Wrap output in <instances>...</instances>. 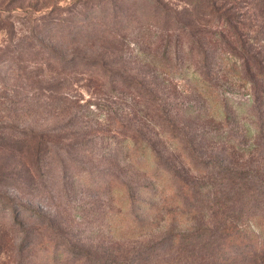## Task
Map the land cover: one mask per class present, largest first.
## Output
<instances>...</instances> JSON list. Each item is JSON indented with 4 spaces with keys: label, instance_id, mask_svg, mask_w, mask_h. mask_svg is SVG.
<instances>
[{
    "label": "rangeland",
    "instance_id": "obj_1",
    "mask_svg": "<svg viewBox=\"0 0 264 264\" xmlns=\"http://www.w3.org/2000/svg\"><path fill=\"white\" fill-rule=\"evenodd\" d=\"M159 1L167 5L168 20L173 21L168 32L158 29L153 17L156 0H0V235L5 237L0 264H48L46 254L56 245L68 254L69 264H172L169 242L161 244L164 251L151 252L157 237H164L161 231L139 242L113 239L107 190L112 174L132 185L146 180L126 164L118 171L106 164L104 151L113 136L109 117L129 114V119H140L144 133L158 134L163 161L172 150L162 142L164 131L174 127L178 142L192 140V154L208 173L227 168L248 177L252 188L264 190V135L259 133L264 129V102L254 109L257 90L233 79L239 63L222 55L216 34L220 28L206 18L194 24L188 5L195 0ZM246 1L235 0L236 10L243 13L252 6ZM178 19L196 27L195 37L189 26L175 30ZM85 20L90 22L78 41L64 39L63 33ZM194 40L193 52H188ZM197 43L221 63L210 83L205 84L197 70L202 59ZM69 59L77 66L60 76L61 63ZM154 59L162 65H153ZM117 75L143 86L120 80L118 85L126 87L116 91L96 80L107 76L108 82ZM205 85L212 98L227 100L234 122L208 118L211 105L202 96ZM153 104L160 105L158 111L152 110ZM137 123L132 127H140ZM201 134L202 139L193 142ZM216 135L222 139L217 143ZM184 147L189 151L188 144ZM38 155L43 157L39 168ZM260 199L251 198L253 210L263 206ZM15 213L21 214L18 220ZM214 222L209 218L199 225L208 226L209 235L222 237ZM25 239H34V245ZM220 241L205 245L201 253L206 264L245 263L233 242L226 249L228 259L219 260L213 249Z\"/></svg>",
    "mask_w": 264,
    "mask_h": 264
},
{
    "label": "trees",
    "instance_id": "obj_2",
    "mask_svg": "<svg viewBox=\"0 0 264 264\" xmlns=\"http://www.w3.org/2000/svg\"><path fill=\"white\" fill-rule=\"evenodd\" d=\"M156 2L158 7L154 10L153 17L157 19L158 29L161 28L168 32V24L173 23V21L168 20L170 11L167 12L166 4L159 0H156ZM246 2H251L252 6L246 9L245 12L240 13L236 10L235 0H195V2L192 1L188 5V15L190 14L193 17L194 24H200L201 21L199 20L206 18V23L211 21L215 28H220L216 34L220 38L222 55L227 60L235 58V65L239 63L236 66L239 71H237V68L235 69L233 79L241 82L242 87L249 85L246 88L257 90V96L254 98V109H261V104L264 102V39L259 41V38L264 36V0H249ZM192 10L196 11L197 14H192ZM129 20H127V23ZM131 20L133 21V19ZM184 21L178 19L177 23L180 24V27L175 28V30L178 31L189 26L191 27L190 35L195 37L193 33L196 27L191 25V22L185 21L186 23H184ZM88 22L90 21L80 22L79 27L75 30L66 31L62 36L70 42L78 41L86 30L83 29L84 25ZM150 26L152 27V25ZM195 43L194 40L188 52H193ZM202 44H196L202 56L201 67H197V70L206 84V82H209L213 69L217 68L219 70L221 63L218 64L214 57H210L208 48L203 47ZM168 46V44L165 45L169 49ZM166 52L167 49H165V54ZM51 56H55V52ZM165 57L167 58L168 55H165ZM71 60H64L61 63L60 76H66L77 66ZM167 62H169L168 59ZM151 63L153 65L155 63L156 66L162 65L157 59L152 60ZM96 64L100 65L98 62ZM102 67H104L103 64ZM172 67L171 65L170 69ZM229 70L232 71L233 68ZM106 77L100 80L96 79L97 82L102 84V88L109 84L111 89L121 90L126 86L118 85L120 80L125 84H129V86L136 84L143 86L142 83L133 78L125 79L123 75L111 77L108 82H106ZM205 87L202 96L212 108L208 109V118L217 120L222 124H229L230 121L234 122L235 120L232 119L234 115L229 112L231 106L227 100L221 103L219 100L212 98L211 88L209 85H205ZM144 88L147 90L146 87ZM151 107L153 111H158L160 105L153 104ZM146 109L149 108L146 106ZM257 113L259 114V112ZM134 119L133 117L129 119V114L107 119L109 120L108 124H110L108 131L113 136L109 137L110 143H108L112 147L109 149L106 144L107 148L104 151L105 156L108 157L106 164L112 171L120 170L121 163L126 164V166L134 169L136 173L142 174L146 180L145 184L132 185L120 181L116 174H112L107 190L108 200L112 204L110 212L111 225L109 228L113 232V239L128 241L129 243L139 242L150 237L155 238L157 232L161 231L163 233L161 235H164V237H157L151 252L158 251V249L164 251L165 249L160 247L161 244L169 242V250L173 252L172 264H180L181 262H184V264H196V262L206 264L208 259L201 252L204 250L205 245L215 242L219 238L221 241L213 249L216 251L219 260L228 259L226 249L233 242L239 247L238 258L241 262H245L244 264H264V203L261 202L263 206H258L253 210V201L251 200V198L256 200L261 198L260 200L264 201V190L260 191L255 187L252 188L248 177L245 175L241 177L240 173L227 168L208 173L206 165L198 160L195 154H192V140L184 139L187 141L185 142L181 139L178 142L179 140L173 132L174 127L164 131L163 140L165 141L162 142L164 144L167 141L172 150L169 151L170 157H166V161H163L165 158L160 154L158 141L156 140L158 134L153 133L154 137L148 135L150 132L144 133L145 128L139 124L140 119ZM134 123H137L140 127H132L131 124ZM43 132L44 130L39 134L40 139H44ZM259 133L260 136L264 135V129L261 128ZM214 138L215 143L218 142L217 140H222L219 135ZM199 139H202V134L196 136L193 142L196 143ZM89 141L92 142L93 140L90 138ZM107 141L108 139L104 142ZM82 142L84 143V141ZM104 142L101 144L104 145ZM187 144L190 148L189 151L184 147ZM170 148L167 146V150ZM171 157H174V159ZM175 158H178V164ZM42 161L43 157L36 156L38 168L43 164ZM185 168L193 175L188 174V170H185ZM114 201H116V205L113 204ZM239 204L245 207H240L238 210L239 207L237 206ZM20 215V213H15L14 220H18ZM209 218L215 221L213 224L217 230L221 229L222 237L220 235H218L220 237L209 235L207 232L209 230L208 226L199 225ZM11 225L16 226L15 221ZM19 225H22V223ZM210 236L213 240L207 239ZM4 238V235H0V253H2ZM33 240L28 243V240L25 239L29 246L34 245L35 240ZM219 246L220 250H217ZM45 258L48 264H69L68 254L59 251L57 245L52 253L46 254ZM94 263L107 264V262L101 260H95ZM109 264L125 263L111 260Z\"/></svg>",
    "mask_w": 264,
    "mask_h": 264
}]
</instances>
